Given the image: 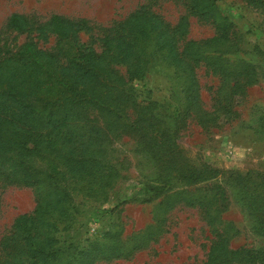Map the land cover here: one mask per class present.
I'll list each match as a JSON object with an SVG mask.
<instances>
[{"label":"trees","instance_id":"obj_1","mask_svg":"<svg viewBox=\"0 0 264 264\" xmlns=\"http://www.w3.org/2000/svg\"><path fill=\"white\" fill-rule=\"evenodd\" d=\"M216 1L187 0L189 13L210 21L215 33L201 41L186 40L181 50L176 43L185 32L175 29L183 22L169 29L140 30V24L107 29L98 50L93 42L79 38L78 32L88 29L84 20L52 14L41 24L23 13L9 15L6 29L15 36L0 37V183L32 188L35 205L18 214L1 236L0 264H96L127 258L165 231L166 214L179 204L198 208L208 226L203 264H264V172L224 173L213 166L191 165L182 161L175 141L181 119L194 113L198 123L212 120L203 118L210 113L200 107L194 73L200 62L219 78L218 94L225 85L226 93H242L255 82L247 63L202 53L203 46L229 42L234 34L233 23ZM251 1L264 6V0ZM21 34L25 40L18 43ZM48 34L55 36V43L40 46L37 40L45 43ZM154 56L183 77L182 106L167 115L174 120L169 126L165 120L155 126L160 122L157 102L137 103L130 83L146 76ZM129 109L137 111V117L130 119ZM122 133L140 137L157 168L155 184L146 185L141 199L160 197L152 221L129 236L122 235V229L107 230L80 249L72 248L59 262L73 242L60 246L57 234L75 223L76 205L107 202L121 176L123 162L109 146L112 137ZM219 177L232 181L252 218L253 232L262 238L259 247L230 246L237 230L223 217L227 189ZM176 183L190 187L178 188Z\"/></svg>","mask_w":264,"mask_h":264},{"label":"rangeland","instance_id":"obj_2","mask_svg":"<svg viewBox=\"0 0 264 264\" xmlns=\"http://www.w3.org/2000/svg\"><path fill=\"white\" fill-rule=\"evenodd\" d=\"M186 2L0 0V37L11 40L15 36V32L6 29L7 19L13 12L23 13L41 24L52 14H59L72 21L84 20L88 29L80 30L79 38L93 42L98 50L99 38L107 29L121 30L122 25L131 27L137 24H140V30L153 26L169 29L183 22L179 29H175L178 33L185 32L176 43L178 50H181L186 40L201 41L215 33L210 21L189 13ZM216 5L233 23L234 34L230 36L229 42L203 46L202 53L219 55L224 62L247 63L255 82L246 86L242 93H226L225 85L222 87L223 93L218 94L221 83L219 78L200 62L194 68L200 107L210 113L203 118L212 120L198 123L194 113L181 119L182 127L175 141L181 150L182 161L191 165L213 166L224 173H244L248 170L264 172V6L251 0H217ZM162 36L161 30L158 37ZM24 40V34L17 35L18 43ZM37 42L48 48L55 43V36L48 34L45 43L42 40ZM182 80L183 77L173 66L159 56H154L146 76L130 82L137 103L149 100L157 102L156 117L160 122L155 121V126L161 127L162 120L168 126L173 124V118L167 115L175 107L182 106ZM128 114L130 119H134L138 112L129 109ZM109 147L110 153L123 162L121 176L110 190L107 202L97 206L76 205L75 223L69 231L57 234L60 246L66 247L69 242H73L58 259L59 262L66 260L72 248L80 249L90 240L101 237L107 230L122 229V235L129 236L152 221L153 210L160 197L148 202H142L141 199L146 196V185L155 184L157 168L141 143V138L132 133H122L112 137ZM219 181L227 189V208L223 217L231 221L237 230L230 246L259 247L262 238L253 232L252 218L239 199L232 181L222 177H219ZM175 187L184 186L176 183ZM34 205L32 188L0 183V238L8 233L18 214L30 212ZM209 240L208 226L200 210L179 204L166 214L165 231L147 246L127 258L101 260L96 264H203Z\"/></svg>","mask_w":264,"mask_h":264}]
</instances>
